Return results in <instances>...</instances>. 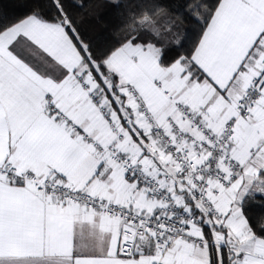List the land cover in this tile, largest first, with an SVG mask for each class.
I'll use <instances>...</instances> for the list:
<instances>
[{"label": "snow or ice", "instance_id": "1", "mask_svg": "<svg viewBox=\"0 0 264 264\" xmlns=\"http://www.w3.org/2000/svg\"><path fill=\"white\" fill-rule=\"evenodd\" d=\"M24 7L0 12V264H264V0Z\"/></svg>", "mask_w": 264, "mask_h": 264}, {"label": "trees", "instance_id": "2", "mask_svg": "<svg viewBox=\"0 0 264 264\" xmlns=\"http://www.w3.org/2000/svg\"><path fill=\"white\" fill-rule=\"evenodd\" d=\"M25 0H0V12L6 14L9 17H15L21 15L26 8L24 7ZM114 9L108 8L103 13L102 19L99 22H94L89 27V35L93 38L103 39L107 34L105 24L108 23L109 27L113 19Z\"/></svg>", "mask_w": 264, "mask_h": 264}]
</instances>
